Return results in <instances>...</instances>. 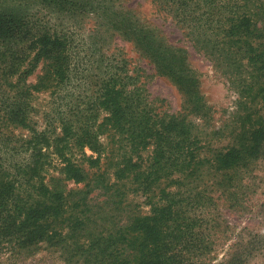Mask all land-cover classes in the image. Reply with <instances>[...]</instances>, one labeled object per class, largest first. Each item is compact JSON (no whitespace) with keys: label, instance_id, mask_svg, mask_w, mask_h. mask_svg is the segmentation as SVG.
<instances>
[{"label":"trees","instance_id":"1","mask_svg":"<svg viewBox=\"0 0 264 264\" xmlns=\"http://www.w3.org/2000/svg\"><path fill=\"white\" fill-rule=\"evenodd\" d=\"M148 1L226 80L233 110L212 124L187 50L120 0H0V254L247 264L264 247L222 215L250 212L264 185V0ZM116 36L184 114L149 98Z\"/></svg>","mask_w":264,"mask_h":264},{"label":"rangeland","instance_id":"2","mask_svg":"<svg viewBox=\"0 0 264 264\" xmlns=\"http://www.w3.org/2000/svg\"><path fill=\"white\" fill-rule=\"evenodd\" d=\"M124 7L133 9L143 21H147L151 25L156 26L163 33L168 43L183 47L188 52L189 65L197 72L199 77V92L203 100L211 109L212 124L219 123L228 116L233 110L235 93L229 88L226 80L216 73L209 61L203 55L196 53L187 41L183 38L179 31L169 20H163L158 15L154 7L150 5L148 0H120ZM110 48L116 53L121 54L129 62L130 69L140 76V82L143 83L149 98L156 100V105L161 110L170 114H184L182 109V97L174 85L167 79L156 74L150 61L132 44L123 41L116 36L110 39ZM40 74V68L28 78V82L34 83L36 77ZM42 96L40 94L35 100L37 113L35 121L40 129L41 120L40 112L44 111L45 105L40 107ZM194 119L193 117H191ZM58 131V130H57ZM259 175L264 181V160L259 164ZM251 201V211L242 214L237 211H222L224 219L232 227L234 234L241 233L246 239L251 237L258 240L264 239V208L260 206L264 200V185L258 189L257 194L253 196ZM142 202V199L138 200ZM147 208H142V212H146ZM236 239V237L233 238ZM259 247L256 244V247ZM219 260V258H218ZM0 264H61L45 253H40L37 249L31 253L20 255L17 258L9 257L8 254H0ZM247 264H264V247L255 253V256Z\"/></svg>","mask_w":264,"mask_h":264}]
</instances>
